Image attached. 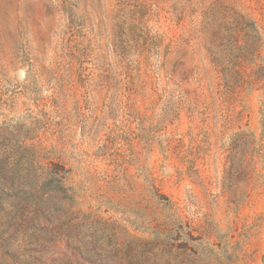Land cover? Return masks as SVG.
I'll return each mask as SVG.
<instances>
[{"label":"rangeland","instance_id":"1","mask_svg":"<svg viewBox=\"0 0 264 264\" xmlns=\"http://www.w3.org/2000/svg\"><path fill=\"white\" fill-rule=\"evenodd\" d=\"M0 264H264V0H0Z\"/></svg>","mask_w":264,"mask_h":264},{"label":"trees","instance_id":"2","mask_svg":"<svg viewBox=\"0 0 264 264\" xmlns=\"http://www.w3.org/2000/svg\"><path fill=\"white\" fill-rule=\"evenodd\" d=\"M33 157H34V158H33V162H34V161H36L34 154H33Z\"/></svg>","mask_w":264,"mask_h":264}]
</instances>
